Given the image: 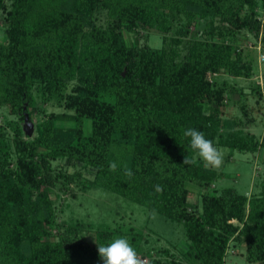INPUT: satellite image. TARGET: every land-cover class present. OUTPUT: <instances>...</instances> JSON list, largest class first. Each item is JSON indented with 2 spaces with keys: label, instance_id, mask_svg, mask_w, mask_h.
Returning a JSON list of instances; mask_svg holds the SVG:
<instances>
[{
  "label": "trees",
  "instance_id": "16d2710c",
  "mask_svg": "<svg viewBox=\"0 0 264 264\" xmlns=\"http://www.w3.org/2000/svg\"><path fill=\"white\" fill-rule=\"evenodd\" d=\"M189 1L195 9L177 29L180 36L164 41L161 49L125 41L124 31L169 30L166 11ZM259 2L264 7V0H0V105L30 120L37 91L42 100L60 98L73 111L47 113L30 138L15 127L13 149L0 136V264H100L97 247L118 238L117 228L91 231L57 221L49 188L63 183L59 188L66 193L72 182L51 167L60 158L70 166L83 162L95 168L86 187L180 223L198 264H225L231 238L245 243L247 261L264 264V176L257 194L233 187L218 192L211 187L214 169L198 158L183 163L195 155L184 136L188 128L204 132L217 147L264 148V133L220 131L227 126L221 121L227 83L207 77L208 72L251 76L253 61L243 57L238 32L259 36L264 50ZM102 9L112 13L105 25L93 21ZM194 15L220 18L224 25L207 28L181 55ZM215 33L221 40L213 39ZM69 81L73 85L65 92ZM229 86V92L237 91ZM65 120L72 124L64 126ZM186 181L205 189L201 210L188 202ZM148 264L180 263L159 258Z\"/></svg>",
  "mask_w": 264,
  "mask_h": 264
},
{
  "label": "rangeland",
  "instance_id": "374dc122",
  "mask_svg": "<svg viewBox=\"0 0 264 264\" xmlns=\"http://www.w3.org/2000/svg\"><path fill=\"white\" fill-rule=\"evenodd\" d=\"M195 3V2H192ZM190 10L195 9V5L190 1L185 8L168 13V23H171L169 30H162L161 27L147 29H137L135 33L123 32L124 39L131 43L134 39L138 40L140 47L149 50H158L163 46L164 41H171L179 37V29L186 25ZM259 19L264 20V7L259 2ZM112 17L111 10L102 9L96 14L93 20L96 24L105 25ZM0 20V25H1ZM224 25L220 18L206 17L201 18L194 15L190 21V34L183 39L180 45L181 55L185 53L183 48L192 39H202L203 31L212 26L217 31ZM240 37L239 47L244 58L253 61V71L250 77H232L221 72H208L207 77L210 82L213 80L226 81L225 88L228 89L224 94L223 106L221 108V121L227 125L224 129L249 131L260 137L264 133V100L261 93L260 76H264V63L258 60V48L260 37L253 32L242 30L238 32ZM225 41H230L224 35ZM3 38L2 28L0 27V41ZM214 40H221L218 33L213 36ZM187 46V45H186ZM73 85L69 81L64 91L68 92ZM233 85L237 91L229 92ZM35 106L32 108V118L28 120L31 125L25 126L24 121L18 115L10 114L8 110L0 105V131L1 137L9 142L10 149H13L11 138L15 127H20L25 137H33L36 134V123H38L47 113H73L66 109L60 98L55 97L42 100L40 94L34 91ZM235 123H239L237 126ZM59 124H61L59 122ZM64 126L72 124L71 121H63ZM26 130L30 135L26 134ZM224 152V161L219 168L214 169L217 178L212 188L218 192L226 187H233L240 193L247 195L257 194L261 189V182L264 176V148L256 152H240L228 147H218ZM196 158V154L194 155ZM13 161V159H12ZM11 165H14L12 162ZM51 167L55 171H63L71 177L72 182L68 185V190L64 193L59 185L50 187V198L56 211V219L59 222L68 224L80 223L84 230L94 231L101 227H112L119 230L118 237H125L136 249L143 264H148L153 259H174L180 264H198L197 260L190 256L189 241L187 240L184 229L180 223L166 219L157 212H152L144 206L131 202L117 194L103 189H92L86 187V181L91 180L95 174V168L83 162H76L73 166L67 165L63 158L51 161ZM184 185L189 189L188 202L193 208L201 210V193L205 189L194 182L186 181ZM236 223V220H231ZM91 238V235H88ZM117 238V237H116ZM132 238V242H131ZM225 264H259L249 262L245 259V243L231 238L226 249Z\"/></svg>",
  "mask_w": 264,
  "mask_h": 264
},
{
  "label": "clouds",
  "instance_id": "9594fccd",
  "mask_svg": "<svg viewBox=\"0 0 264 264\" xmlns=\"http://www.w3.org/2000/svg\"><path fill=\"white\" fill-rule=\"evenodd\" d=\"M184 136L190 138V147L196 154V158L184 157V164H195L197 158L212 168H219L224 161V152L214 145L213 141L205 137L204 132L194 128L184 131ZM109 169L116 171L117 164L110 162ZM125 175L131 177L132 171L125 166ZM156 191L162 192L163 186L156 185ZM100 264H143L136 249L125 237H118L111 240L107 245L97 247Z\"/></svg>",
  "mask_w": 264,
  "mask_h": 264
},
{
  "label": "built area",
  "instance_id": "2783aa9c",
  "mask_svg": "<svg viewBox=\"0 0 264 264\" xmlns=\"http://www.w3.org/2000/svg\"><path fill=\"white\" fill-rule=\"evenodd\" d=\"M258 60L260 63H264V50H261L260 45L258 48ZM261 78V83H260V88H261V93H262V97L264 100V76H260Z\"/></svg>",
  "mask_w": 264,
  "mask_h": 264
},
{
  "label": "water",
  "instance_id": "95a60500",
  "mask_svg": "<svg viewBox=\"0 0 264 264\" xmlns=\"http://www.w3.org/2000/svg\"><path fill=\"white\" fill-rule=\"evenodd\" d=\"M24 124H25V126L31 125V123L28 121V115L27 114H25V117H24ZM26 134L30 135L29 131L26 130Z\"/></svg>",
  "mask_w": 264,
  "mask_h": 264
}]
</instances>
